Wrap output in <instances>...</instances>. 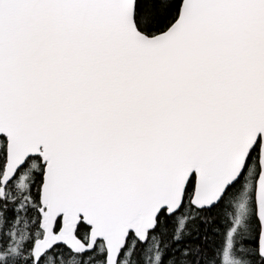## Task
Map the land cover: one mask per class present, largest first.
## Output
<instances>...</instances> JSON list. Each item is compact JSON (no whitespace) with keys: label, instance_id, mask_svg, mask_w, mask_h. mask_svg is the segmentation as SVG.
Wrapping results in <instances>:
<instances>
[{"label":"snow or ice","instance_id":"6c2138e0","mask_svg":"<svg viewBox=\"0 0 264 264\" xmlns=\"http://www.w3.org/2000/svg\"><path fill=\"white\" fill-rule=\"evenodd\" d=\"M0 264H264V0H0Z\"/></svg>","mask_w":264,"mask_h":264}]
</instances>
